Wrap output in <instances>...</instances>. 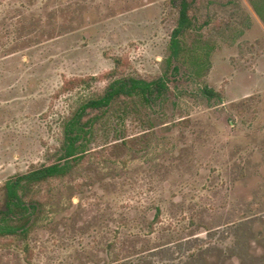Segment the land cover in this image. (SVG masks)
<instances>
[{
	"label": "rangeland",
	"instance_id": "374dc122",
	"mask_svg": "<svg viewBox=\"0 0 264 264\" xmlns=\"http://www.w3.org/2000/svg\"><path fill=\"white\" fill-rule=\"evenodd\" d=\"M191 16L189 61L169 67L170 0H0V207L9 178L54 161L64 117L106 89L117 61L122 75L166 73L170 87L124 121L103 117L112 125L94 144L115 139L117 122L128 134L151 127L127 155L162 206L157 232L126 228V249H113L112 188L70 176L45 186L52 219L33 232V257L0 239V264H264V22L249 0H198ZM196 56L222 98L201 92Z\"/></svg>",
	"mask_w": 264,
	"mask_h": 264
},
{
	"label": "trees",
	"instance_id": "16d2710c",
	"mask_svg": "<svg viewBox=\"0 0 264 264\" xmlns=\"http://www.w3.org/2000/svg\"><path fill=\"white\" fill-rule=\"evenodd\" d=\"M249 1L264 22V0ZM170 2L177 9L179 18L169 42L170 54L167 58L169 67L174 61L183 60L185 63L189 61L191 49L187 48L184 36L194 28L191 11L198 5V0ZM194 48L196 50L198 45ZM193 62L191 74L193 79L202 83L201 92L209 98H222L219 91L203 80L209 69L208 59L196 56ZM118 70L117 61L106 89L101 94L80 99L76 102V108L64 117L63 138L61 145L56 147L54 161L34 166L25 173L9 178L4 184V203L0 207V239L16 237L21 242L18 247L19 253L29 259L33 257L35 250L32 242L33 232L46 220V225L50 224L52 219L46 216L49 205L40 198L43 193L48 195L53 192L50 188L52 186L48 189L45 186L70 176L82 180L74 183L73 187L77 185V188H81L86 185L93 188L99 182L112 188L113 201L108 207L112 210L115 225L114 240L109 243L113 249H126L128 239L126 232L123 231L126 228L130 230L139 227L149 235L157 232V225L162 221V206L156 194L150 198L145 196L144 174L131 165L134 160L130 162L127 155L130 150L142 153L143 141L148 138L151 127L145 128L142 133L128 134L127 130L121 128L125 122H117V125L111 128L115 130V139L96 146L94 144L105 129L112 125V122H100L103 117L120 112V118L124 121L133 108L151 106L164 99L170 88L169 78L168 74L163 73L154 79H146L122 75ZM178 70L179 66L174 65L170 73H176ZM86 160L98 161V168L91 170L86 167L84 165ZM104 163L111 166L104 168ZM90 191L91 189H88V192ZM82 193L86 191L83 190ZM152 210L153 217L149 218ZM121 259H115L113 263Z\"/></svg>",
	"mask_w": 264,
	"mask_h": 264
}]
</instances>
